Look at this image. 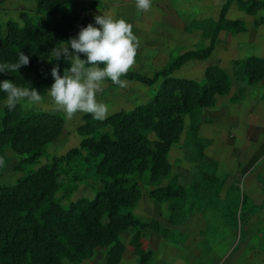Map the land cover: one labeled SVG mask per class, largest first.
Segmentation results:
<instances>
[{"label": "rangeland", "instance_id": "obj_1", "mask_svg": "<svg viewBox=\"0 0 264 264\" xmlns=\"http://www.w3.org/2000/svg\"><path fill=\"white\" fill-rule=\"evenodd\" d=\"M24 1H0L3 26L8 19L21 22V10L34 9V0L31 4ZM113 1L103 4L101 0H75V11L86 20L73 28V37H77L81 27L87 25L88 14L95 20L96 15L116 17L124 11L133 15L139 12L131 0ZM225 1L152 0L156 12L161 13L160 21L167 26L163 32L150 30L146 25L136 29L134 34L140 43L131 70L151 74L153 66L149 60L166 65L185 49L208 45ZM163 6L169 8L170 15L163 16ZM84 8L90 11H83ZM225 16L242 20L244 29L224 25L218 30L214 48L207 57L190 59L172 73L201 80L206 64L217 63L229 71L231 79L229 91L217 94L215 103L203 107L197 118L194 114H184L180 138L168 150L170 175H178V180L187 190L186 196L158 200L149 191L158 184H164L170 175L154 182L148 180L147 173L135 175L141 198L133 211L141 219L154 220L159 226L158 229L150 226L141 228L138 237H133L136 227L122 232L120 237L126 247L117 264H139V251L148 250L150 254L145 264H264V74L257 81H248L242 86L246 78H238L232 63L233 58L240 59L250 54L245 50L249 41L248 46L255 45L252 51L258 50V40L254 43L252 38L256 39L253 35L264 37V8L250 12L237 0H230ZM155 24L159 22L155 20ZM154 41L159 47L157 53L152 54ZM49 51L42 55L44 59H47ZM22 74L25 84L21 87L35 88L44 101L27 107L20 104L21 107L24 110L58 112L64 119L63 128L46 144L44 153L26 168L16 167L20 155L12 149L7 148L1 153L0 157L4 159L0 175L2 184L14 183L29 168L48 161L52 155L64 153L70 146L77 145L82 137L77 125L82 121L83 113L68 119L55 110L46 92L54 80L42 84L31 70H23ZM122 80L126 81V87L106 80L103 91L97 93V100L107 105L108 114L145 102L157 86V82L147 85L135 79ZM245 86H249V90ZM5 99L0 100V115ZM103 129L111 130L109 125ZM84 155L86 150L82 149L69 164L60 166L56 194L63 204L80 196L90 197L102 187L92 164L83 158ZM212 170L222 179L220 186H217L215 178L206 177ZM169 214L175 217V221L168 220ZM105 250L100 247L88 259L79 262L64 260L63 264H107Z\"/></svg>", "mask_w": 264, "mask_h": 264}, {"label": "trees", "instance_id": "obj_2", "mask_svg": "<svg viewBox=\"0 0 264 264\" xmlns=\"http://www.w3.org/2000/svg\"><path fill=\"white\" fill-rule=\"evenodd\" d=\"M2 1V0H0ZM31 11L19 12L21 22L8 19L0 22V63L15 62L18 52L29 56L30 63L18 72L0 73V81L8 79L17 86L25 84L22 68L31 69L42 84L54 79L51 69L59 64L60 74L69 67L63 59H42L54 46L68 43L73 28L86 20L73 8L74 0H34ZM226 0L220 9L217 23L208 45L188 48L178 53L171 62L149 75L129 71L122 78L136 79L157 86L151 97L131 108H120L103 121L82 114L77 131L82 135L77 145L60 155L29 168L26 174L12 184L0 183V264H63L64 260L79 262L90 258L100 247L106 248L105 262L117 264L125 250L120 235L130 227L137 229L138 237L145 226L158 229L154 220L137 216L133 208L141 198L137 174L148 175L150 182L170 175L168 150L180 138L184 114H194L216 101V95L231 87L228 72L217 63L205 66L203 77L176 76L172 73L189 59H202L213 50L218 30L226 26L243 29L238 18H227ZM246 11L264 8V0H237ZM82 58L86 59L83 54ZM234 71L239 79L257 81L264 74V58L250 54L235 58ZM6 94L0 91V100ZM60 113L45 109L23 110L18 104L9 110L3 105L0 115V154L7 148L20 155L16 167L26 168L45 151L46 144L63 128ZM198 123V121H197ZM109 125L111 130L103 127ZM195 124L194 127H196ZM86 150L89 161L102 183L90 197L80 196L63 204L56 191L59 186L61 164H69L74 156ZM201 156H204L201 149ZM0 164V175L4 169ZM215 178L217 186L222 179L212 170L206 174ZM149 193L156 199L185 197L187 190L171 174L164 184H158ZM169 214L168 220L175 221ZM132 238V237H131ZM150 251H139V264H145Z\"/></svg>", "mask_w": 264, "mask_h": 264}, {"label": "clouds", "instance_id": "obj_3", "mask_svg": "<svg viewBox=\"0 0 264 264\" xmlns=\"http://www.w3.org/2000/svg\"><path fill=\"white\" fill-rule=\"evenodd\" d=\"M135 6L139 11H147L152 6V0H135ZM95 23L99 27L92 23L81 27L77 37L70 38L67 44L54 46L47 57L49 62L63 57L70 65L64 69L63 75L60 74L59 64L51 69L54 83L46 91L55 110L65 114L68 119L77 113H85L97 121L105 120L109 109L105 103L97 100V93L103 91L106 80L126 87V81L121 77L126 76L135 64L140 42L132 31V25L123 18L116 19L104 14L96 15ZM80 54L86 59H81ZM29 63V56L19 51L15 62L0 63V73L18 72L21 66ZM0 91L6 94L3 103L9 110L18 104L27 107L44 101L35 88L17 86L8 79L0 81Z\"/></svg>", "mask_w": 264, "mask_h": 264}, {"label": "crops", "instance_id": "obj_4", "mask_svg": "<svg viewBox=\"0 0 264 264\" xmlns=\"http://www.w3.org/2000/svg\"><path fill=\"white\" fill-rule=\"evenodd\" d=\"M24 0H22V2H23ZM108 1L111 3V0H101V2L103 3V4H108ZM130 1V0H129ZM24 2H27V3H29V4H31V3H33L32 2V0H25ZM115 2V0L113 1V3ZM131 2H132V4H134L135 5V1H133V0H131ZM158 2H160V1H158ZM109 3V4H110ZM73 5L75 6V7H73L74 9L76 8V5H75V0H74V3H73ZM136 7V6H135ZM164 7V10H163V16H168V15H170V13H171V11L169 10V8L168 7H166V6H163ZM85 9V8H84ZM76 10V9H75ZM127 10V9H126ZM134 10V9H133ZM77 11V10H76ZM83 11H90V10H88V9H85V10H83ZM122 15H124V16H122ZM122 15H117L116 17H113V16H111V17H113V18H116V19H119V18H123L124 20H126L128 23H130L131 25H132V31H133V33L136 31V29H138L139 27L141 28L143 25L145 26H147V28L148 29H150V30H158L159 32H163V30L165 29V27L167 26L166 25V23H162V21H160V18H161V13H157L156 12V8H155V6L153 5V3H152V6H151V8L149 9V10H147V11H139L138 13H137V15H133V13L131 12L130 13V11H124V13L122 14ZM92 18H94V17H91V16H89V14H88V23H87V25L89 24V23H92L94 26H96V23H95V20H93ZM155 20H157V22H159V24L157 25V24H155ZM87 25H85L84 27H86ZM139 25V26H138ZM245 25V24H244ZM96 27H99V25H97ZM245 27V26H244ZM244 29V28H243ZM256 39H254V38H252V40L254 41V43L258 40V45H257V48H258V50H254V51H252V46L254 47L255 45H250V46H248L249 45V43H251V41H249V43L247 44V46L245 47V50H249V53L250 54H255V55H258V56H261V57H263L264 58V39H262V38H264L262 35L260 36V37H258V36H256V35H253ZM76 37V36H75ZM158 37H161V36H158ZM251 38V37H250ZM158 40H159V38H158ZM154 46H152V50H151V53L153 54V53H157V48L159 47L156 43H155V41H154V44H153ZM156 45V46H155ZM161 49H162V47H160ZM140 53H141V51H140ZM250 54H248V55H250ZM241 58V57H240ZM81 59H84V58H82L81 57ZM235 58H233L232 59V61L234 60ZM190 60V59H189ZM188 61V60H187ZM149 62H150V64L153 66V68H152V72H153V70H155V69H157V68H159V67H162V66H164V65H159L158 63L156 64V62L154 61V60H152V61H150L149 60ZM186 62V61H185ZM184 62V63H185ZM209 64V63H208ZM207 65V64H206ZM221 66V65H220ZM224 68V67H223ZM28 68H22V69H20L19 70V72H20V74L23 76V74H22V71L23 70H27ZM225 69V68H224ZM28 70H31V69H28ZM227 72H228V74H229V71L227 70V69H225ZM32 71V70H31ZM130 71H133V70H130ZM33 72V71H32ZM139 72V71H138ZM151 72V73H152ZM203 72H204V70H203ZM141 73H143V74H146V72H141ZM34 74V73H33ZM147 75H149V74H147ZM36 77V76H35ZM189 77H192V76H189ZM202 77H203V75H202ZM23 78H24V76H23ZM37 78V77H36ZM25 79V78H24ZM123 79V78H122ZM125 79H129V78H125ZM136 80V79H135ZM246 82H248L247 81V79H245V81H242V86H244V85H246L247 83ZM248 87L249 86H245V88L247 89V90H249L248 89ZM23 109V108H22ZM24 110V109H23Z\"/></svg>", "mask_w": 264, "mask_h": 264}]
</instances>
